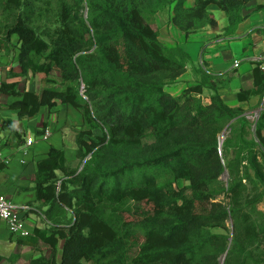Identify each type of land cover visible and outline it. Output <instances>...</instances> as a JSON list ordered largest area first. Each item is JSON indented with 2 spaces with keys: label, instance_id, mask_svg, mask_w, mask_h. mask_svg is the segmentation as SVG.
I'll return each instance as SVG.
<instances>
[{
  "label": "trees",
  "instance_id": "16d2710c",
  "mask_svg": "<svg viewBox=\"0 0 264 264\" xmlns=\"http://www.w3.org/2000/svg\"><path fill=\"white\" fill-rule=\"evenodd\" d=\"M248 1L195 0L185 7V0H0L8 22L0 44L16 35L21 74L39 75L45 84L37 93L3 81L0 94L19 97L10 106L21 118L60 100L85 120L76 129L78 165L55 146L37 161L36 200L49 226L23 236L10 264L27 243L41 254L22 264H218L225 252L223 264H264V254L254 252L261 244L252 249L247 242L258 243L264 233L257 206L264 200V102L253 128L248 110L228 105L221 83L206 71L198 70V84L171 94L167 86L185 73L190 56L163 44L153 21L173 5V22L185 34L214 28L215 4L232 35ZM253 77V87L238 92L240 101L264 98L261 60ZM205 87L207 102L199 96ZM226 125L221 155L218 133ZM226 168L229 184L219 187ZM179 179L189 184L178 187ZM246 181L260 188L251 199ZM220 192L228 205L216 200ZM130 202L139 212L130 213ZM229 217L231 239L220 229Z\"/></svg>",
  "mask_w": 264,
  "mask_h": 264
},
{
  "label": "crops",
  "instance_id": "0c3cea01",
  "mask_svg": "<svg viewBox=\"0 0 264 264\" xmlns=\"http://www.w3.org/2000/svg\"><path fill=\"white\" fill-rule=\"evenodd\" d=\"M194 2L185 0L184 5L191 7ZM209 11L217 27L206 24L188 35L173 22V5L155 12L153 21L159 29V39L166 46H179L188 53L190 61L187 69L203 70L216 77L221 83L219 94L228 105L259 110L264 98L256 95L240 101L237 94L241 89L253 87L255 61L261 60L264 70V0H249L243 6L244 18L232 35L225 33L228 26L225 10L210 4ZM18 45L17 36L0 44V84L3 81H17L21 91L39 93L45 84L39 75L31 72L21 74ZM185 79H189L188 71L179 78ZM184 87L186 83H175L167 90L176 95ZM18 99L15 95L0 94V195L31 206L25 221L33 233L37 228L49 226L36 200V163L47 155L51 146H55L62 149L67 162L75 166L78 162L76 129L85 126V120L81 110L60 100L51 108L43 105L35 115L21 118L18 110L10 106ZM45 131L49 134L47 138H42ZM93 131L100 132L98 128ZM29 137L33 138L31 144L27 143ZM58 174L62 173L59 171ZM22 238L13 235L7 223L0 218V255L4 257L0 264H10L8 258L15 252ZM20 249V256L14 264H22L41 254L32 243L21 244ZM43 253L49 256L50 251L44 248Z\"/></svg>",
  "mask_w": 264,
  "mask_h": 264
},
{
  "label": "rangeland",
  "instance_id": "374dc122",
  "mask_svg": "<svg viewBox=\"0 0 264 264\" xmlns=\"http://www.w3.org/2000/svg\"><path fill=\"white\" fill-rule=\"evenodd\" d=\"M56 1V0H54ZM7 14L6 12L4 11V8H3V5L2 3L0 2V38L4 37L5 35V27L6 23L7 22ZM12 37H15L16 38V35H12ZM186 71H188V76H189V79H185V80H177L176 82L172 83L171 85H169L167 88H171L173 85H175V83H179V85H181V83H186V87L190 86V85H196L199 83V80L201 79V73L198 71V70H195V69H187ZM52 76L57 80V85L58 86V82H60V73L58 71H54ZM181 78V76L179 77ZM185 88V87H184ZM183 89V88H182ZM182 91V90H181ZM178 92V94H180V92ZM176 94V95H178ZM193 95L197 96L196 93H193ZM209 95H210V90L208 88H203V92L199 95L200 97H202L203 101L204 102H207L209 100ZM81 112V111H80ZM258 108H250L248 109L247 113H248V117L250 118L251 122L253 123V128H254V125H255V116L256 114L258 113ZM229 127L228 125H226L219 133H218V139H219V142L220 141H223L225 140V138L229 135ZM222 142V143H223ZM220 148V152H221V155H222V146L219 147ZM225 154V152H224ZM229 156H233V152H232V149L230 150V153H229ZM226 157V156H225ZM223 162L225 163V159H223ZM79 163V162H78ZM78 165V164H77ZM219 181H220V184H219V187L223 186V187H227L228 184H229V181H230V174H229V171L227 170V168L225 169V171L219 176ZM189 182L184 180V179H179L177 181H175V185L178 186V187H184L186 185H188ZM246 184L248 186V188L246 189V191H244V195L248 196L249 199H251L252 197H254L257 193H259L258 191L260 190L259 189H256V188H250V184L246 181ZM216 200H220L222 201L224 204L228 205V202H229V198L227 197V194L225 192H220V193H217V198ZM138 206L136 203L134 202H130L126 205V207H129L131 209V212L130 213H137L139 212L138 210ZM258 208L260 211H263L264 212V200H262L261 202L258 203ZM249 210V209H248ZM259 215V214H255L254 217L252 219L255 220V217ZM126 217L127 218H131V215L128 216V214L126 213ZM250 221H247L244 225H248ZM221 231L225 234H229L230 235V239L232 238V235L234 233V223H233V218L229 217L227 218L226 220V228L222 229L220 228ZM264 234V233H263ZM261 234L259 235V240H258V243L254 244L252 243L251 241H248L250 245V247L252 249H255V246L257 244H261L254 252L257 256L260 257V255H263L264 254V235ZM225 256H226V252L221 254L218 259H217V263L218 264H223L224 263V260H225Z\"/></svg>",
  "mask_w": 264,
  "mask_h": 264
},
{
  "label": "built area",
  "instance_id": "2783aa9c",
  "mask_svg": "<svg viewBox=\"0 0 264 264\" xmlns=\"http://www.w3.org/2000/svg\"><path fill=\"white\" fill-rule=\"evenodd\" d=\"M260 111V110H258ZM259 113V112H258ZM258 113L255 118L258 117ZM49 132L45 131L42 138H47ZM33 138H28L27 143L31 144ZM31 210V206L26 203H16L4 195H0V218L7 223L9 231L13 235L27 236L31 231L26 226L25 217Z\"/></svg>",
  "mask_w": 264,
  "mask_h": 264
},
{
  "label": "water",
  "instance_id": "95a60500",
  "mask_svg": "<svg viewBox=\"0 0 264 264\" xmlns=\"http://www.w3.org/2000/svg\"><path fill=\"white\" fill-rule=\"evenodd\" d=\"M260 109H261V108H260ZM260 109H259V110H260ZM222 142H223V141H220V142H219V147H221V146H222Z\"/></svg>",
  "mask_w": 264,
  "mask_h": 264
}]
</instances>
